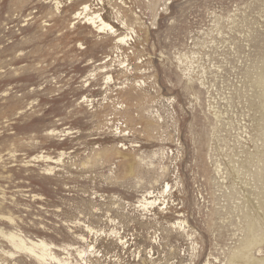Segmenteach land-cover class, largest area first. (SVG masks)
Here are the masks:
<instances>
[{
    "label": "rangeland",
    "instance_id": "374dc122",
    "mask_svg": "<svg viewBox=\"0 0 264 264\" xmlns=\"http://www.w3.org/2000/svg\"><path fill=\"white\" fill-rule=\"evenodd\" d=\"M242 253L264 258V0H0V264Z\"/></svg>",
    "mask_w": 264,
    "mask_h": 264
},
{
    "label": "bare ground",
    "instance_id": "6f19581e",
    "mask_svg": "<svg viewBox=\"0 0 264 264\" xmlns=\"http://www.w3.org/2000/svg\"><path fill=\"white\" fill-rule=\"evenodd\" d=\"M86 8H88V7H84V9L83 8L82 9L85 10ZM75 18H78L77 15ZM84 19H85V24H87L88 26H92V28L94 27L96 32H98V33H101L104 30H106V31L108 30L111 32L113 30V28L109 24L104 22V20L100 16L96 17V15H93L90 17L89 16L85 17ZM116 39H117V44H122V43H124L123 41L125 40V36H119ZM149 204L154 205V201L149 203ZM6 238H7V240H10L11 246L13 245V248L15 250H17V251L18 250H21V251L25 250L30 255H32L35 259H37L38 261L45 260L46 251L48 249L52 248L50 245L45 244L43 241H40V240H36V241L29 240L28 241L29 245H27L23 240L17 238L12 233L7 235ZM36 250H38V251H36ZM52 259L56 260L54 257ZM237 259H240L242 261H248L250 264H264V258L254 259V258L248 257L247 255H245L243 253L240 256H238ZM57 264H61V263L58 262Z\"/></svg>",
    "mask_w": 264,
    "mask_h": 264
}]
</instances>
